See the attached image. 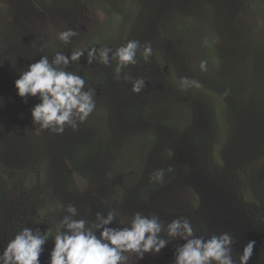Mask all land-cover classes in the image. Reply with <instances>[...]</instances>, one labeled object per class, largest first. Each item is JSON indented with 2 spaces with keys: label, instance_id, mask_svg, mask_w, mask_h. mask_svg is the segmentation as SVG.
<instances>
[{
  "label": "rangeland",
  "instance_id": "1",
  "mask_svg": "<svg viewBox=\"0 0 264 264\" xmlns=\"http://www.w3.org/2000/svg\"><path fill=\"white\" fill-rule=\"evenodd\" d=\"M69 28L78 35L65 45L58 34ZM128 40L151 42L153 54L119 79L111 66L88 65L86 55L70 65L96 90V109L64 133L112 138L87 178L59 146L64 133L37 132L31 109L39 101L25 103L15 81L42 55L115 50ZM224 73L232 87L215 83ZM124 74L143 77L144 90L134 93ZM105 77L114 91L92 82ZM127 102L145 112L134 129L119 123ZM157 169L164 182L153 184ZM69 203L89 221L109 209L125 223L137 211L165 222L187 217L197 235L230 233L237 261L255 241L248 264H264V0H0V251L25 226L54 234ZM181 243L142 260L129 254L128 264H172ZM53 245L44 246L42 264Z\"/></svg>",
  "mask_w": 264,
  "mask_h": 264
},
{
  "label": "clouds",
  "instance_id": "2",
  "mask_svg": "<svg viewBox=\"0 0 264 264\" xmlns=\"http://www.w3.org/2000/svg\"><path fill=\"white\" fill-rule=\"evenodd\" d=\"M78 33L67 29L58 34V39L68 45ZM142 48V51H141ZM139 56L147 62L153 54L151 42L141 45L138 40H128L115 50L110 47L75 48L70 54L56 51L49 58L42 55L39 60L20 72L15 81L17 95L38 99L31 109L32 123L40 130L63 134L66 126L73 130L84 122L96 109V90L87 87V81L78 71H71L70 65L79 64L85 57L87 64L98 61L106 67L115 62L114 75L119 79L123 70L139 63ZM206 69V62L201 63ZM125 80L131 78L124 74ZM132 91L141 93L146 87L143 77L131 79ZM187 86L190 81L182 78ZM197 84L196 81H191ZM173 169L169 167L168 171ZM165 170L157 169L150 181L163 183ZM64 214L53 229L41 231L39 227L25 226L17 231L0 251V264H42L41 256L45 245L51 239L53 248L47 264H128L129 254L142 260L147 253L159 254L172 241L176 245L172 264H248L252 257L255 241H249L237 261L233 257L234 238L230 233L197 235L187 217H175L163 221L157 214L145 215L135 212L130 221H118L116 209L107 213L96 212L89 221L80 217L78 208L69 203Z\"/></svg>",
  "mask_w": 264,
  "mask_h": 264
},
{
  "label": "trees",
  "instance_id": "3",
  "mask_svg": "<svg viewBox=\"0 0 264 264\" xmlns=\"http://www.w3.org/2000/svg\"><path fill=\"white\" fill-rule=\"evenodd\" d=\"M215 33L216 31L214 30L213 34L215 35ZM137 59L142 60L139 54ZM142 63L143 62H139L138 66H140ZM136 65L132 66L135 68ZM115 66V62H113L111 64L112 71H114ZM75 67H78V65H76ZM215 81V83L225 85L227 87H232L234 85L233 77L230 74L228 75L226 73L218 76ZM92 82L94 84L96 82H101L98 90L101 89L102 91H108L110 88L113 89V85H109V81L106 77L104 79H99L97 81L95 80ZM164 84L165 83H163V86H165ZM150 88L152 92H155L156 85H153ZM114 90L115 89L111 90V92ZM133 103L127 102L120 106V114L122 116V119H119V123L120 125L122 124V126L125 128L134 129L137 125H141V123L145 122L143 121V119L145 118V112L143 108L138 103L131 105ZM164 121L166 122L167 119H164ZM68 136L65 133L63 134V136L58 141L59 146H61L62 151L66 152V155L69 156V165H72V168H74L77 173L89 178L93 172V164L95 161H97L95 157L99 156V160L103 157L104 153H106L107 151V148H110L112 144V138L109 133L105 134L101 131H97L95 134L92 135H85L83 138L74 135L73 137L70 136L69 138ZM202 138V135L197 134L193 140L199 144V142H202ZM67 141L69 142V144H67ZM197 147L199 148L198 145ZM169 167L170 166H165L164 169L168 170Z\"/></svg>",
  "mask_w": 264,
  "mask_h": 264
}]
</instances>
